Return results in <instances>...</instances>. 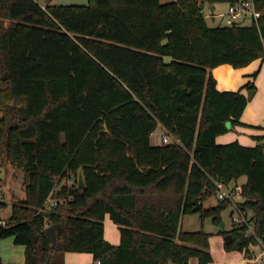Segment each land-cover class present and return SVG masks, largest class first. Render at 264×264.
I'll return each instance as SVG.
<instances>
[{
	"label": "trees",
	"instance_id": "1",
	"mask_svg": "<svg viewBox=\"0 0 264 264\" xmlns=\"http://www.w3.org/2000/svg\"><path fill=\"white\" fill-rule=\"evenodd\" d=\"M50 1L0 0V160L24 175L0 240L24 246L23 264H66V253L213 264L210 234L182 231L181 218L220 226L232 203L216 199L214 181L241 178L236 205L264 238V143L216 142L240 125L241 90L255 87L221 92L211 74L264 59V0H254L258 26L222 27L208 26L200 5L235 0ZM158 126L171 141L152 146ZM106 217L117 245L104 238ZM63 218L51 247L45 229ZM218 233L232 237L224 250L252 255L245 226Z\"/></svg>",
	"mask_w": 264,
	"mask_h": 264
},
{
	"label": "crops",
	"instance_id": "2",
	"mask_svg": "<svg viewBox=\"0 0 264 264\" xmlns=\"http://www.w3.org/2000/svg\"><path fill=\"white\" fill-rule=\"evenodd\" d=\"M50 4H56V3H53L52 0ZM211 21H214V18L211 17ZM256 70H259L258 74L255 79H252L250 75L254 73V71ZM211 74L216 81L217 89L221 92L237 91L241 89L248 82H252L255 87V89L253 90L254 94L251 99H248L247 106L239 120L240 125H237L234 128L230 129V131L227 132L226 134L218 136L216 138V142L218 144H226L234 140H237L243 146H254L258 143L256 138H261V142L264 143V59L253 61L248 66L239 69H234L233 67L227 64L220 65L212 69ZM248 91L249 89H242L241 93L247 98ZM155 131L152 133L151 137L153 136ZM160 135L161 136L165 135L171 138L164 132V130L161 127H160ZM0 179H2V181L0 182L1 186L4 185L7 191L8 189H7L6 178H4L3 180V178L0 177ZM1 192L2 191H0V198H1L0 201L3 202L5 205L3 207H0V221H5L10 217L11 214L12 196L11 195L9 196V194L8 196L6 195L2 196ZM107 219L108 218L106 217L105 220ZM114 227H115L114 229H116L118 234L115 232V230L113 231V233H110L109 238L112 241H108V242L113 245H117L119 243V232L115 225ZM106 236L107 235L105 232V224H104L105 240H106ZM9 239L12 243L10 250L17 254L21 253L22 261L19 258L18 259L12 258L13 262L7 264H23L24 246L15 245L13 243L12 238ZM64 260L66 264H96V262L93 261L92 255L88 253H66L64 256ZM1 262L3 264H6L2 260Z\"/></svg>",
	"mask_w": 264,
	"mask_h": 264
},
{
	"label": "rangeland",
	"instance_id": "3",
	"mask_svg": "<svg viewBox=\"0 0 264 264\" xmlns=\"http://www.w3.org/2000/svg\"><path fill=\"white\" fill-rule=\"evenodd\" d=\"M46 0H38V2L43 5ZM52 1V0H51ZM50 1V2H51ZM171 0H160V3H167ZM53 3L59 4V5H70V4H84L86 5L88 3V0H53ZM203 13L205 16L206 23L210 27H217V26H225L224 17H221V13H225L227 10V3H218L215 4V10L213 13L214 21H211V12L209 10L210 5L203 4ZM244 26H248L247 23H244ZM166 62H169V58H165ZM171 139H168L167 142L169 143ZM163 142L161 141V135H160V127H157L155 133L150 138V144L152 146L160 145ZM0 177L6 178L7 182V191L6 187L4 185L1 186L0 184V191H2V196L6 195L12 196V202H17L19 200H22L24 198V192H23V179L24 175L23 172L19 169H13L12 167L5 165H2L0 160ZM2 179H0V182ZM245 182V178H241L236 186H239V184H242ZM234 183H231L233 185ZM234 186V185H233ZM1 199V198H0ZM239 196H235L233 198L232 205L223 210L221 212V218L222 222L224 224V228L226 231H229L232 228V221H231V212L233 210V205L236 204L237 201H239ZM52 202V200L50 201ZM214 204V199H208L204 202V206L212 205ZM105 224V232H106V240L112 241L109 236L110 233L115 232L117 233L116 229H114V225L107 219L104 222ZM181 230L184 232H200L203 231L205 233L210 234L209 239V252L213 259V264H257L259 263L254 258H248V255H246L244 252L240 251H226L224 250V236L220 235L218 233L219 231V225H215L212 223L210 218H203L201 219L199 217V214L196 215H185L181 218V224H180ZM118 234V233H117ZM12 246V243L9 238L1 239L0 240V258L4 263H10L13 262L12 258L21 259L22 261V254L14 253L10 250V247ZM252 253V250H251ZM255 255V251L252 253ZM14 255V256H13ZM251 255V256H253ZM24 257V256H23ZM16 262V261H14Z\"/></svg>",
	"mask_w": 264,
	"mask_h": 264
},
{
	"label": "built area",
	"instance_id": "4",
	"mask_svg": "<svg viewBox=\"0 0 264 264\" xmlns=\"http://www.w3.org/2000/svg\"><path fill=\"white\" fill-rule=\"evenodd\" d=\"M220 16L224 17L225 26H244V23H247L248 26H258V21L262 14L256 9L254 0H235L234 2L227 3L226 12L221 13ZM168 139L171 138L165 135L161 136V141L163 143L167 142ZM67 183L70 184L71 180H67ZM214 184L216 187L217 200H229L232 203L235 196H240V186L232 187L219 180L214 181ZM233 206L231 212L232 228L240 226L246 227V234L254 237L256 241L253 249L255 255H249V258H254L259 263H264V238H258L254 235L252 224L242 215L240 208H238L236 204ZM5 224V221H0V225L4 226ZM96 264H99V262Z\"/></svg>",
	"mask_w": 264,
	"mask_h": 264
},
{
	"label": "water",
	"instance_id": "5",
	"mask_svg": "<svg viewBox=\"0 0 264 264\" xmlns=\"http://www.w3.org/2000/svg\"><path fill=\"white\" fill-rule=\"evenodd\" d=\"M204 5L201 4L200 5V8L203 9ZM209 10L211 12V16L213 18V13H214V10H215V6L214 5H211L209 7ZM254 94V91L253 90H249L248 93H247V99H251L252 96ZM85 188V183H84V180H83V177H82V174L79 173L78 174V177H77V189L78 190H83ZM64 222H65V219L63 218L62 221L60 223H57V224H53V225H49L46 229H45V234L47 236V238L49 239L50 243H51V247H55L56 245V230L60 227H62L64 225ZM220 229L222 231L225 230L224 228V224L221 223L220 224ZM232 240V237L231 235L229 234H226L224 236V243L225 244H228L230 241Z\"/></svg>",
	"mask_w": 264,
	"mask_h": 264
}]
</instances>
